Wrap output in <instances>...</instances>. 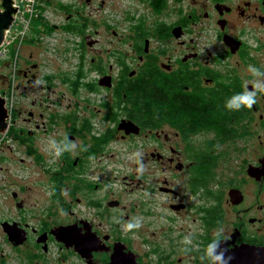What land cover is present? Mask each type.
Here are the masks:
<instances>
[{"label":"flooded vegetation","instance_id":"af4514ba","mask_svg":"<svg viewBox=\"0 0 264 264\" xmlns=\"http://www.w3.org/2000/svg\"><path fill=\"white\" fill-rule=\"evenodd\" d=\"M91 1L60 10L71 19L72 10ZM139 1L144 9L122 8L121 20L118 13H103L101 22L87 16L85 40L107 32L111 18L126 24L128 49L123 40L114 49L100 47L103 64L94 68L91 56L84 79L96 80L100 88L71 90L80 99L68 106L72 119L64 133L46 121L44 131L56 132L59 149H68L58 163L65 164V152L72 159L70 192L52 194V206L42 214L38 205L13 193L19 214L5 221L17 225L4 229L10 249L0 252V264L13 259L20 264H209L201 257L220 229L227 242L217 251L227 249L229 264L241 254L246 264H264V92H257L251 109L226 107L245 92V83L254 90L252 81H264V75L249 71L251 66L264 73V0ZM107 55L113 61L108 63ZM149 73L158 75L165 96L155 93L149 105L125 98L120 82ZM140 110L148 113L133 115ZM75 120L85 129L72 131ZM125 140L133 141V153L143 155L140 163L134 155L133 172L123 176L126 188L117 194L111 177L91 180L86 169L93 158L102 160L111 145ZM141 164L142 174L137 171ZM129 221L141 226L129 231ZM23 234L25 239L16 243ZM243 247L249 250L243 253Z\"/></svg>","mask_w":264,"mask_h":264},{"label":"rangeland","instance_id":"374dc122","mask_svg":"<svg viewBox=\"0 0 264 264\" xmlns=\"http://www.w3.org/2000/svg\"><path fill=\"white\" fill-rule=\"evenodd\" d=\"M62 1L82 6L87 0ZM36 2L38 6V0ZM102 2L103 0H92L90 4L81 7L80 11L72 10L71 15L76 16V12L86 13L85 16L101 22L105 12L108 13V17L112 14L116 16L119 10L127 6L137 5L144 9L140 3L142 1L139 0H105L104 6L101 5ZM40 6L35 9L30 26L23 25L20 19L14 21L0 49V91L7 95L5 106L8 110L12 108V111L15 110L17 113V117L11 116L9 119L8 132H0V145H4V149L0 148V154L4 156V158L0 157V252L2 253H7L10 249L2 221L9 216L16 217L19 214V207L12 198L14 192L18 193V200L25 197L30 205H38V209H41L39 214L52 206L51 196L57 187L56 178L52 177V174L59 166L48 165L59 161V155H57L59 147L54 137L56 132L52 131L48 134L44 131L45 124L50 120L52 113L60 116L70 113L68 106L73 107L74 102L80 99L78 95L72 93L59 76L51 83L48 82L45 74L65 70L76 71L79 60H81L77 57L80 50L71 48L65 51L63 47L72 46L85 34L69 31L60 25L66 21L68 13L60 10L59 0H40ZM40 8L42 9L41 14L46 19L55 25L59 24L52 33H47L42 21L39 20ZM116 17L121 20V13H118ZM108 21L107 32L102 31L100 35L86 39L85 67L90 63L91 56L93 58L95 56L93 65L103 64L101 61L103 56L98 51L100 47L114 49L119 41L123 40L124 51L128 49L127 44L131 37L125 34L128 30L126 24L121 22V25H117L111 18ZM97 27L101 30V26ZM113 28H116L119 33L113 32ZM93 38H97V42L92 45L88 44V41H93ZM107 61L109 63L113 59L107 55ZM35 64L37 67L33 66ZM30 67L32 70L29 71ZM113 71L116 72L117 68L114 67ZM82 94L84 96L85 92L82 91ZM30 111L36 114L42 111L44 115L31 118ZM37 120L40 123L39 128L38 124L36 125ZM48 126H50L49 122ZM13 127L19 130V136L14 131L11 132ZM52 128L64 133L67 128L66 122L60 120ZM138 142H142V139ZM132 143L131 140H125L111 145L102 160L93 158L91 167L86 169V174L91 180H105V177H111L113 181L111 186L116 189L117 194L123 193L122 190L126 188V185L122 182V178L126 173L133 172L135 156ZM98 163L103 168H100ZM47 167L51 170L48 171ZM78 167L85 171L83 167ZM57 174L62 178L59 192L68 194L72 178L64 172ZM156 175L161 176L162 173L157 170ZM178 187H182L181 182H178ZM158 195L159 192L156 193V196ZM180 222L185 224V219H180ZM17 263L18 260L13 259L10 264Z\"/></svg>","mask_w":264,"mask_h":264},{"label":"trees","instance_id":"16d2710c","mask_svg":"<svg viewBox=\"0 0 264 264\" xmlns=\"http://www.w3.org/2000/svg\"><path fill=\"white\" fill-rule=\"evenodd\" d=\"M151 1L154 4L157 0H151ZM38 2H39L38 6L36 4L37 8L41 7L40 0H38ZM59 6L62 8H65L67 11H71L70 8L72 7V4L69 2H64L62 0H59ZM41 13H42V9L40 8L39 20L42 21V25L44 26L45 31L47 33H52L57 27V25L59 24L55 25L50 20L45 19ZM87 19H88L87 16L83 14H77L76 16H73L71 19L67 18L66 21L60 25H62L63 28H66L69 31L78 32V34L80 33L81 35H83L86 32V27L89 26V22L87 21ZM93 24H95V21H93ZM75 47L79 49L81 53L80 55L81 62L78 66V69L76 71L65 70L61 72L45 74V77L48 79V82L53 83V79L59 76L63 82L70 84L69 88L73 92H77L81 87H87L90 89H99L100 86L98 82H96V80L88 81L84 79L87 74L85 67H84L85 66L84 59L86 58V50H87L85 37H82L80 41H77ZM68 48L69 46L66 47V49ZM90 66L91 68L98 67L94 65L92 66L91 64ZM157 77H158L157 74L149 73V74H144L141 77H137V78L130 79V80L123 79L120 83L122 84V87H123L124 97L127 98L128 100H130L132 97H138L140 102L145 103L147 105H149V101L154 97L155 93L157 94L158 97H164L165 93L163 89H159V81ZM118 91H119V87L117 88V96H119ZM147 113H148L147 110H140L138 113L133 114V115L138 116V115H145ZM57 115H58L57 113H52L50 120L48 121L50 123L49 128H52L54 124L58 122V119L55 118L57 117ZM13 117L14 118L17 117V113L15 112V110L13 113ZM59 117H64L66 120V123L72 119L70 113L64 116L59 115ZM82 124L83 122L81 123V125ZM69 128L74 132L85 129L84 126L79 127V125H77V120H75L72 123V125L69 126ZM13 131L14 133H16V135L18 136L20 135V132H18L19 130L17 128L13 127L11 132ZM39 157L43 158L42 155H39ZM62 159L65 161V164H62L61 162L58 163L56 161L55 163L48 165V166H55V167L59 166L53 171V174H52V177L56 178V181H57V188L54 192L55 194H58L59 192L58 188L62 180V178L57 173L64 172L65 174H68L69 168L72 166L71 165L72 159L70 158V154L68 152H65L62 154ZM47 170L49 171L51 169L47 167ZM57 170L59 171L55 172Z\"/></svg>","mask_w":264,"mask_h":264},{"label":"clouds","instance_id":"9594fccd","mask_svg":"<svg viewBox=\"0 0 264 264\" xmlns=\"http://www.w3.org/2000/svg\"><path fill=\"white\" fill-rule=\"evenodd\" d=\"M249 71L253 73L255 77L264 75V73H260L258 70H255L253 67H249ZM253 84V89L254 90H247V84L245 83V92L241 95H235L231 99L230 102L226 104V107L228 109H235L239 110L241 106L247 107L251 109L253 105L257 102L256 101V96L257 92H264V81H261L259 79L254 80L251 82ZM65 140H67V137H65ZM73 147H75V143L72 142ZM63 150H68L67 148ZM63 150L57 149V155H60ZM134 155L138 158L137 163H140V157H142V152L137 151L134 153ZM138 173L142 174L144 171L143 165L141 164L140 167L137 169ZM115 222H119L116 220ZM140 223L138 221L133 222L129 221L128 224L126 225L127 230H132V229H138L140 227ZM223 229H220L218 231L213 232V239L212 241L206 246L204 249V254L201 257L203 259L206 257L208 259L209 264H229L230 260L232 259L231 256H225V252L227 249H221L220 251H217V249L220 248L221 243H226L227 239H221V234H222ZM186 242L191 243V238L190 237H185L184 239Z\"/></svg>","mask_w":264,"mask_h":264},{"label":"water","instance_id":"95a60500","mask_svg":"<svg viewBox=\"0 0 264 264\" xmlns=\"http://www.w3.org/2000/svg\"><path fill=\"white\" fill-rule=\"evenodd\" d=\"M17 6L14 5V0H0V46L4 43L7 31L13 24V21L15 19V14L17 12ZM103 83V80L100 81ZM6 104V98L0 91V132H4L9 128V123L7 120L8 117V110L5 106ZM2 225L4 229L8 227V225L13 226L17 224L10 223L9 221H3ZM26 234H23V236L16 241V243L22 242L25 239ZM240 250L243 253H246L249 249L240 248ZM251 251H253L251 249ZM264 259V254H263ZM239 260H241L239 262ZM256 258H252V263H254ZM246 264L247 259H245L244 254H241L237 259L235 258V262L233 264ZM250 264V263H248Z\"/></svg>","mask_w":264,"mask_h":264},{"label":"built area","instance_id":"2783aa9c","mask_svg":"<svg viewBox=\"0 0 264 264\" xmlns=\"http://www.w3.org/2000/svg\"><path fill=\"white\" fill-rule=\"evenodd\" d=\"M36 0H14V5L17 6V12L15 14V19L14 21L17 20H21L22 21V24L25 25V26H30V22L33 18V15H34V12H35V9H37L36 7ZM36 7V8H35ZM13 21V23H14ZM13 25V24H12ZM12 25L11 27L8 29L7 33L11 30L12 28ZM7 36V35H6ZM6 39V38H5ZM47 40H49V38L47 37ZM5 42V41H4ZM0 49H1V46H0ZM4 93V92H3ZM2 93V94H3ZM6 98V105H7V95L6 94H3ZM7 110H8V107H7ZM13 113H14V110L12 111V108H10L8 110V117H7V120H8V123H9V127H10V122H9V119H11V116H13ZM9 128L4 131L5 133L8 132Z\"/></svg>","mask_w":264,"mask_h":264}]
</instances>
